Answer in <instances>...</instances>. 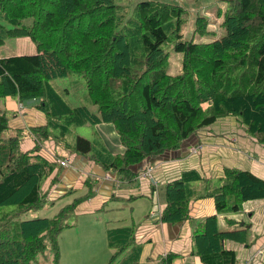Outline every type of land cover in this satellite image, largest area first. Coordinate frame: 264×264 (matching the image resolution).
Instances as JSON below:
<instances>
[{
	"label": "trees",
	"instance_id": "trees-1",
	"mask_svg": "<svg viewBox=\"0 0 264 264\" xmlns=\"http://www.w3.org/2000/svg\"><path fill=\"white\" fill-rule=\"evenodd\" d=\"M223 1L226 8L215 14L222 18L224 35L202 42L195 36L211 32L207 17L197 14L187 35L186 9L169 0L139 1L129 12L115 0H0V46L23 37L35 46L32 54L0 57V98L36 101L46 117L45 124L30 128L36 145L22 150L24 130L11 129L8 113L0 108V205L18 207L0 216V264H37L46 254L49 264H59L58 236L70 213L95 194V180H86L88 191L54 215L23 219L10 233L11 218L47 204L41 187L60 166L58 159L79 154L113 173L114 184L131 182L137 164L167 152L185 155L190 137L225 117L236 118L264 144V0ZM170 36L181 53L176 74L167 70L169 52L163 47ZM70 75L84 78L95 111L72 107L64 90L50 83ZM100 123L113 125L120 152L100 141L71 138L75 127ZM47 140L54 143V159L38 152ZM211 180L189 169L167 183L158 221H189L192 252L202 264H236V252L225 241L245 244L246 229L221 230L217 214L194 219L190 204L211 197L218 214L237 213L243 202L264 198V179L224 167L220 183ZM106 243L111 250L106 264H140L135 226L108 229ZM172 257L157 264H169Z\"/></svg>",
	"mask_w": 264,
	"mask_h": 264
},
{
	"label": "crops",
	"instance_id": "crops-1",
	"mask_svg": "<svg viewBox=\"0 0 264 264\" xmlns=\"http://www.w3.org/2000/svg\"><path fill=\"white\" fill-rule=\"evenodd\" d=\"M18 39V53L13 55L34 53L35 46L29 38ZM36 103H22L13 96L0 100V108L8 113L11 129H23L25 132L20 143L22 150L32 149L37 143L30 128L46 123L45 114L38 109ZM95 126L102 139V142L99 141L109 151L118 153L122 150L112 124L100 123ZM185 148L187 153L183 156L167 152L161 158H155L153 162L145 160L137 164L133 168L138 172L137 176L131 182L118 184H114L116 176L113 173L103 171L94 162L79 154H71L62 158L67 160V166L58 165L46 178L43 192L52 202L54 198L65 196L76 189L81 192L84 186L88 189L85 181L95 180V194L82 201L76 209H87L91 212L102 208L108 200L119 201L120 206L117 208L127 207L130 217L128 222L136 227V240L142 245L140 264H157L169 254L173 256L169 264H202L199 256L192 252V228L189 221L177 224L158 221L165 207L164 186L189 169H195L202 176L218 180L224 167H236L264 179V144L249 136L236 118L225 117L199 129L186 141ZM192 148H198L197 152L192 153ZM40 150L48 159H54L52 140L45 141ZM148 165L152 166V176H139ZM213 214H217L221 230L247 231L245 244L225 241V246L236 252V264H245L249 259V264H264V198L245 201L237 213L226 214L216 212L211 197L193 200L190 204V215L194 219ZM225 218L234 219L236 223L229 226ZM113 222L114 225L110 228L131 226L125 224L126 221L121 223L120 219ZM116 222L121 225L118 226Z\"/></svg>",
	"mask_w": 264,
	"mask_h": 264
},
{
	"label": "rangeland",
	"instance_id": "rangeland-1",
	"mask_svg": "<svg viewBox=\"0 0 264 264\" xmlns=\"http://www.w3.org/2000/svg\"><path fill=\"white\" fill-rule=\"evenodd\" d=\"M143 0H115L117 4L122 5L126 10L131 11L135 4ZM172 3H177L186 9L189 17L186 34H190L191 21L198 14L200 16H206L208 19L207 29L211 31L204 36H195V41L208 42L214 39L220 38L224 35L225 30L220 25L222 18L217 17L215 12L218 8L224 10L226 4L223 0H169ZM19 39L9 38L4 44L0 46V57H7L18 53L17 49ZM174 39L170 36L167 43L163 45L164 49L169 52V65L167 70L170 74H176L180 72L181 66V53L176 52L173 49ZM26 52H24L25 54ZM35 53V51H34ZM50 83L57 89L64 90V99L72 107L88 106L91 110L95 111V106L90 105L88 99L87 90L85 86L84 78L79 75H70L67 77L51 79ZM67 90V92H65ZM3 100V98H0ZM95 125L86 124L83 126L75 127L72 130L71 138L79 135L90 140L94 145L95 141H101ZM13 131L2 132V136L12 134ZM39 153L43 154V151L39 150ZM63 151L60 152L62 154ZM44 155V154H43ZM46 156V155H45ZM47 157V156H46ZM48 158V157H47ZM46 180V179H45ZM42 184V191L44 190V183ZM212 183L215 185L220 182L217 179H212ZM76 189L72 193H68L65 196L57 197L52 200L48 199L47 204L39 209H33L26 213L15 215L10 219L11 229L10 233H14V224L23 219L40 216L50 217L54 215L58 209L67 203L71 202L75 197L84 195L88 190L84 186L81 192H77ZM123 205V203H122ZM119 201L108 200L103 204V207L98 210L89 211L87 209H76V211L70 213L65 222L68 226L64 227L59 236V264H106L110 259L111 250L106 243V230L110 226L114 225L113 221L120 219V222H125L127 225H131L129 217V209L117 208ZM17 205H0V216L9 214L10 212L17 211ZM90 207H88L89 209ZM79 210V211H78ZM118 226V222H116ZM37 264H49V254L39 255Z\"/></svg>",
	"mask_w": 264,
	"mask_h": 264
},
{
	"label": "built area",
	"instance_id": "built-area-1",
	"mask_svg": "<svg viewBox=\"0 0 264 264\" xmlns=\"http://www.w3.org/2000/svg\"><path fill=\"white\" fill-rule=\"evenodd\" d=\"M197 150H198V148H192L191 152L195 153V152H197ZM57 162H59L60 165H62V166H67L68 165V162L65 159H58ZM139 176H141V177H144V176L151 177L152 176V166L151 167L148 166V168L144 172H141ZM258 251H260V250H258ZM249 262H250V259L248 261H246L245 264H249Z\"/></svg>",
	"mask_w": 264,
	"mask_h": 264
}]
</instances>
